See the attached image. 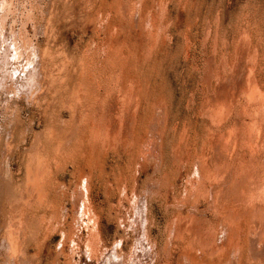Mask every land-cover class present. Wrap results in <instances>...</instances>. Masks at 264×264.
I'll use <instances>...</instances> for the list:
<instances>
[{
    "label": "rangeland",
    "instance_id": "1",
    "mask_svg": "<svg viewBox=\"0 0 264 264\" xmlns=\"http://www.w3.org/2000/svg\"><path fill=\"white\" fill-rule=\"evenodd\" d=\"M263 244L264 0H0V264Z\"/></svg>",
    "mask_w": 264,
    "mask_h": 264
},
{
    "label": "bare ground",
    "instance_id": "2",
    "mask_svg": "<svg viewBox=\"0 0 264 264\" xmlns=\"http://www.w3.org/2000/svg\"><path fill=\"white\" fill-rule=\"evenodd\" d=\"M142 1V0H141ZM160 8V7H159ZM8 10V9H7ZM136 12V11H135ZM14 13V12H13ZM139 15V14H138ZM249 17V16H248ZM150 19V18H149ZM2 24V23H1ZM210 31V30H209ZM260 32V31H259ZM112 33V32H111ZM2 34V33H1ZM246 37V36H245ZM15 38V37H14ZM240 43V42H239ZM6 45V44H5ZM25 49V48H24ZM257 50V49H256ZM30 54V53H29ZM250 60V59H249ZM254 63V62H253ZM36 64V63H35ZM21 69V68H20ZM34 70V69H33ZM213 70V69H212ZM254 70V69H253ZM223 71H224V69H223ZM31 72V71H30ZM29 72V73H30ZM250 77V76H249ZM252 77V76H251ZM238 79V78H237ZM122 81V80H121ZM229 81V80H228ZM45 84H47V83H45ZM130 91V90H129ZM130 93V92H129ZM40 94V93H39ZM138 98V97H137ZM78 102V101H77ZM98 102V101H97ZM203 103V102H202ZM100 108H101V106H99ZM113 108V107H112ZM160 108V107H159ZM216 108V107H215ZM253 108V107H252ZM76 109V108H75ZM96 110V109H95ZM99 111V110H98ZM109 112V111H108ZM249 112V111H248ZM263 112V111H262ZM158 114V113H157ZM251 116V115H250ZM258 116V115H257ZM252 117V116H251ZM261 118V117H260ZM155 119V118H154ZM108 121V120H107ZM122 123V122H121ZM153 124V123H152ZM163 124V123H162ZM151 127V126H150ZM96 132V131H95ZM92 133V132H91ZM237 133V132H236ZM83 135V134H82ZM242 135V134H241ZM242 138V137H241ZM82 139V138H81ZM238 144V143H237ZM260 150V149H259ZM226 152V151H225ZM250 158V157H249ZM207 159V158H206ZM204 166V165H203ZM37 169V168H36ZM39 169V168H38ZM36 171V170H35ZM198 171V170H197ZM37 172H39V170L37 171ZM87 175V174H86ZM45 176V175H44ZM194 176V175H193ZM240 176V175H239ZM43 179H45L44 177H43ZM221 179V178H220ZM256 179V178H255ZM250 180V179H249ZM36 182V181H35ZM37 183H39V184H37V186L39 187V189L43 192V188L44 187H46V182H44V181H42V184H41V181L40 182H38L37 181ZM255 184V183H254ZM83 188V187H82ZM45 190V189H44ZM47 190V189H46ZM46 190H45V192H46ZM85 190V189H84ZM260 194H262V193H260ZM32 195V194H31ZM42 195V194H41ZM247 196V195H246ZM254 196V195H253ZM40 197V196H39ZM44 197V196H43ZM46 198V197H45ZM259 198V197H258ZM40 199V198H39ZM260 199V198H259ZM258 199V200H259ZM247 200V199H246ZM251 200H253L252 198H251ZM82 202V201H81ZM240 202V201H239ZM20 203V202H19ZM215 203V202H214ZM254 203V202H253ZM260 204V203H259ZM85 205V204H84ZM256 205V204H255ZM261 205V204H260ZM259 205V206H260ZM263 205V204H262ZM258 206V205H257ZM258 206V207H259ZM21 207V206H20ZM138 209V208H137ZM146 209V208H145ZM254 210H255V208H253ZM252 209V210H253ZM260 209H262V208H260ZM259 209V211L261 212V210ZM248 210V209H247ZM250 210V209H249ZM248 210V211H249ZM253 210V211H254ZM258 210V209H257ZM251 211V210H250ZM86 213V212H85ZM231 213V212H230ZM257 214H258V212H256ZM241 214H243V213H241ZM247 214V213H246ZM257 214H256V217H257ZM254 215V214H253ZM258 215H261V214H258ZM254 217H255V215H254ZM50 218V217H49ZM227 220V219H226ZM254 220V219H253ZM223 222H224V220H223ZM24 224V223H23ZM256 229V228H255ZM261 230V229H260ZM253 232V231H252ZM201 234V233H200ZM252 235V234H251ZM170 238V237H169ZM219 238H220V236H219ZM91 239V238H90ZM259 242V241H258ZM255 244V243H254ZM253 245V244H252ZM264 245V244H263ZM252 248V247H251ZM220 251V250H219ZM213 252V251H212ZM224 252V251H223ZM264 260V259H263ZM231 263V262H230Z\"/></svg>",
    "mask_w": 264,
    "mask_h": 264
}]
</instances>
